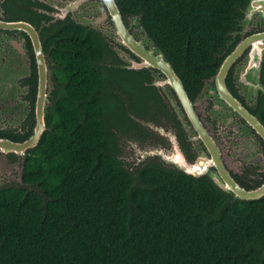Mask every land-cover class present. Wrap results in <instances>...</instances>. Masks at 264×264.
Masks as SVG:
<instances>
[{
    "label": "trees",
    "instance_id": "16d2710c",
    "mask_svg": "<svg viewBox=\"0 0 264 264\" xmlns=\"http://www.w3.org/2000/svg\"><path fill=\"white\" fill-rule=\"evenodd\" d=\"M114 1L190 99L232 48L247 2ZM52 32L57 88L21 183L0 186V264H264V194L233 198L206 176L125 159L148 138L130 114L146 117L152 92L137 71L100 65L116 59L93 34ZM254 113L264 125V96Z\"/></svg>",
    "mask_w": 264,
    "mask_h": 264
},
{
    "label": "flooded vegetation",
    "instance_id": "af4514ba",
    "mask_svg": "<svg viewBox=\"0 0 264 264\" xmlns=\"http://www.w3.org/2000/svg\"><path fill=\"white\" fill-rule=\"evenodd\" d=\"M133 18L121 15L124 26L132 36L131 41L146 51L154 48ZM244 20L242 14L231 40L235 41L230 51L239 40L264 30V19L258 20L255 13L245 23ZM59 24H73L87 34H93L102 45L104 56L109 52V56L116 59V63L110 64L106 56L99 61L100 65L137 71L139 86L152 92L145 99L150 106L147 116L140 118L130 114L144 127V133L148 136L138 145L147 144L148 148L134 163L152 161L180 171L173 163L177 156L171 153L175 145L188 164L198 162L199 169L206 173L201 176L222 181L216 165L220 162L229 176L244 189L256 188L263 182L264 141L216 89L215 74L204 80L193 99L187 96L192 115L183 107L165 73L150 65L149 59L143 60L137 56L125 44L116 30L105 0H0V141L22 143L31 135L41 86L46 106L51 104L57 88L52 29ZM139 31L145 35L144 40L140 39ZM248 49L233 61L224 83L239 104L259 120L254 110L257 98L264 96V92L257 90L253 98L242 90L236 77L235 66L242 61ZM140 62L145 64L142 63L143 66L139 68L132 67ZM263 80L261 63L260 82L264 85ZM149 115L155 120L150 119ZM8 146L0 143V168H18L19 176L18 181H13L0 171V186L21 183V163L29 149L9 150ZM153 149L173 154L171 162L165 163Z\"/></svg>",
    "mask_w": 264,
    "mask_h": 264
},
{
    "label": "water",
    "instance_id": "95a60500",
    "mask_svg": "<svg viewBox=\"0 0 264 264\" xmlns=\"http://www.w3.org/2000/svg\"><path fill=\"white\" fill-rule=\"evenodd\" d=\"M106 4L109 8L112 21L115 24L117 32L123 37L125 44L134 51L137 56L141 57L143 60L149 59L150 65L157 67L167 76L168 81L174 87L177 92L180 101L185 108V110H189L193 115V110L190 105V102L187 98L186 92L182 86V83L169 62L164 58L163 54L156 48H152L148 51L141 48L136 43L134 44L132 40L131 34L128 32L126 27L124 26L121 14L114 0H105ZM259 12L262 13L261 17L264 15V0H247L245 7L242 11L243 18H249V14ZM134 22L137 23L136 18H133ZM152 43V42H150ZM246 48H249L246 54L242 59L241 68L237 73L238 81L242 84H246L247 82H253L255 85V90H261L264 92V85L260 82V69L261 63L264 58V30L252 35L245 37L237 42L234 48L223 58L220 65L216 69L215 75L213 77L215 86L217 87L222 96L229 102V104L238 112L240 116H242L252 128L256 131V133L263 139L264 141V126L260 123V121L253 115H251L247 110H245L239 102L228 92L225 87L224 78L233 63V61L241 55ZM142 63L133 64V68L142 67ZM145 64V63H144ZM146 66V65H144ZM236 69V66H235ZM257 94V92H255ZM46 112V103H45V94L43 92V87L39 90V95H37L36 101V122L34 128L32 130L31 135L22 143H11L7 140L0 141V143L8 144L9 150H25L28 148H32L37 143L40 135L45 129V121L44 115ZM157 150V149H154ZM157 154L160 155L161 159L165 163H169L170 158H165L159 150H157ZM174 156L177 155V159L173 161L175 167L182 171L184 174L191 175L194 177L201 176L206 174L202 170H200L198 162H195L193 165L188 164L181 152L174 145ZM170 157V156H169ZM218 168V172L221 175L222 181H218L213 177H209L211 182L219 188L221 191L229 194L233 198L241 199V200H251L257 199L264 194V180L263 182L256 188L253 189H244L240 185H238L227 173V171L223 168V166L219 163L216 164Z\"/></svg>",
    "mask_w": 264,
    "mask_h": 264
},
{
    "label": "rangeland",
    "instance_id": "374dc122",
    "mask_svg": "<svg viewBox=\"0 0 264 264\" xmlns=\"http://www.w3.org/2000/svg\"><path fill=\"white\" fill-rule=\"evenodd\" d=\"M255 13V15L258 17V20L259 19H264V15L261 17V14L262 13H259V12H254ZM252 14V13H251ZM251 14H249V18H250V16H251ZM249 18H246L245 20H244V23L249 19ZM262 23H264V20L262 21ZM139 36H141V38L140 39H142V40H144V38H145V35L143 34V33H141L140 31H139ZM150 43V42H149ZM125 56H127V55H125ZM241 65H242V61L240 62V63H238L237 65H236V72L237 73H239L240 72V70L238 69V67L237 66H239L240 68H241ZM237 77H239V76H237ZM237 82L239 83V85L241 86V88H242V90H244V91H246L247 93H249L250 95H252L253 96V98L255 97V92H257L256 90H255V85H254V83L252 82H247L246 84H242V83H240L239 81H238V78H237ZM148 124H150V123H148ZM147 144H144L143 146H138V144L136 145V143H134V142H130V145L128 146L127 145V147L125 148L126 149V151L124 152L123 151V153H122V155H126L125 156V159H128L129 161L131 160V161H136V159H138L139 157H141V153H142V151L144 150V149H147L148 148V146H146ZM135 150V151H134ZM154 150V149H153ZM155 151H157V150H154V152ZM160 151V153L165 157V158H171L172 157V155L173 154H169V152L168 151H163V150H159ZM139 152V154H137ZM171 153H174V148H173V151L171 152ZM143 156V155H142ZM170 156V157H169ZM177 156V155H176ZM0 171L1 172H3V173H5V174H7V175H9V177L13 180V181H18L17 179H18V176H19V169L18 168H13V167H11V168H9L8 166H1V168H0Z\"/></svg>",
    "mask_w": 264,
    "mask_h": 264
}]
</instances>
